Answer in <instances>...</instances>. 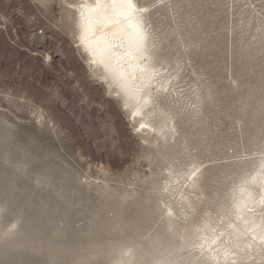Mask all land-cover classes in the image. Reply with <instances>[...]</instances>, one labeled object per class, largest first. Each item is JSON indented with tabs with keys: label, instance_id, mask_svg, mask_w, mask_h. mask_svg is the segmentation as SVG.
<instances>
[{
	"label": "rangeland",
	"instance_id": "rangeland-1",
	"mask_svg": "<svg viewBox=\"0 0 264 264\" xmlns=\"http://www.w3.org/2000/svg\"><path fill=\"white\" fill-rule=\"evenodd\" d=\"M82 1L0 0V264L159 259L182 236L170 257L210 264L264 172V0H135L168 78L142 116L80 48Z\"/></svg>",
	"mask_w": 264,
	"mask_h": 264
},
{
	"label": "bare ground",
	"instance_id": "bare-ground-1",
	"mask_svg": "<svg viewBox=\"0 0 264 264\" xmlns=\"http://www.w3.org/2000/svg\"><path fill=\"white\" fill-rule=\"evenodd\" d=\"M132 3L134 9L128 12L131 19H126L118 14L120 6L114 11L109 0H83L76 8L77 41L90 66L101 73L102 78L113 88V93L121 98L124 108L142 116V112L153 104L154 91L167 89L168 78L151 61L149 51L153 44L144 24V10L137 6L135 0ZM129 25H133V28ZM141 30L147 36L146 61L137 54L138 33ZM142 124L143 132L153 129L144 121ZM164 128H168L166 124L156 129V134L162 136ZM247 180L236 193L233 205L235 222H230L226 236L221 238L215 234L211 240H203L199 248L200 254L204 253L210 264H245L254 257V252H264V172L256 173ZM252 186L259 188L257 198L254 197ZM187 245L186 238L182 236V243L172 245V250L163 251L159 259L155 258L154 252L138 253L134 250L130 257L119 259L114 264H145L149 261L152 264H163V261L180 264L170 255ZM263 256L258 254L255 260Z\"/></svg>",
	"mask_w": 264,
	"mask_h": 264
},
{
	"label": "snow or ice",
	"instance_id": "snow-or-ice-1",
	"mask_svg": "<svg viewBox=\"0 0 264 264\" xmlns=\"http://www.w3.org/2000/svg\"><path fill=\"white\" fill-rule=\"evenodd\" d=\"M110 4L113 6V10L117 11V6H120L119 8V15H123L126 19H131V17L128 15V12L132 11L134 9V5L132 3V0H109ZM130 28H133V25H129ZM138 41H137V54L141 60L146 61L147 56L145 55L147 49L145 47L146 45V33H144L142 30L138 33ZM196 173L195 171L192 173V176L195 177Z\"/></svg>",
	"mask_w": 264,
	"mask_h": 264
}]
</instances>
